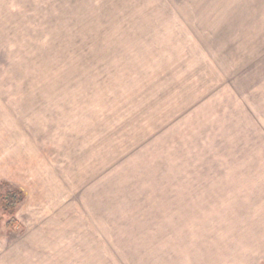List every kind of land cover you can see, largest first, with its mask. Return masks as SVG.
<instances>
[{"label": "rangeland", "instance_id": "obj_1", "mask_svg": "<svg viewBox=\"0 0 264 264\" xmlns=\"http://www.w3.org/2000/svg\"><path fill=\"white\" fill-rule=\"evenodd\" d=\"M0 264H264V0H0Z\"/></svg>", "mask_w": 264, "mask_h": 264}, {"label": "trees", "instance_id": "obj_2", "mask_svg": "<svg viewBox=\"0 0 264 264\" xmlns=\"http://www.w3.org/2000/svg\"><path fill=\"white\" fill-rule=\"evenodd\" d=\"M25 196L18 189L6 188L4 182H0V210L9 217L7 227L11 230L18 228V223L14 218L16 209L24 201Z\"/></svg>", "mask_w": 264, "mask_h": 264}]
</instances>
